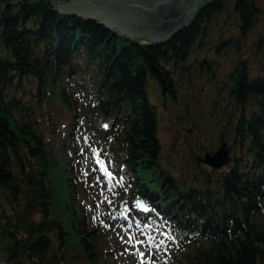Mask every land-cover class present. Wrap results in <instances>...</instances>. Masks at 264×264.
<instances>
[{"label": "trees", "instance_id": "obj_1", "mask_svg": "<svg viewBox=\"0 0 264 264\" xmlns=\"http://www.w3.org/2000/svg\"><path fill=\"white\" fill-rule=\"evenodd\" d=\"M231 56L213 103H225L219 134L233 142L231 162L216 170L196 159L200 174L178 177L162 161L150 80L170 108L198 78L218 79L217 57ZM256 63L264 64V0H213L159 42L62 12L54 0H0V264H129L109 247L116 236L78 175L76 141L85 137L118 162L127 220L182 240L172 264H264V72ZM108 110L109 128L96 127L93 115ZM190 126L200 130L196 120ZM139 199L146 209L135 208Z\"/></svg>", "mask_w": 264, "mask_h": 264}, {"label": "rangeland", "instance_id": "obj_2", "mask_svg": "<svg viewBox=\"0 0 264 264\" xmlns=\"http://www.w3.org/2000/svg\"><path fill=\"white\" fill-rule=\"evenodd\" d=\"M71 1L54 0L59 10L78 11L82 8L81 4H72ZM229 26L233 32H240V25L230 22ZM258 28L254 30L255 33L258 32ZM117 30L130 36L125 31ZM246 36L249 37L247 34ZM140 40L147 38L141 36ZM210 54L213 55L212 52ZM217 58L221 63L218 79L209 82L205 78H198L192 87H185L178 100L174 102H179L177 105L169 104L170 108L162 105L160 91L154 87L156 81L151 79L149 83L150 94L158 105L161 116L159 135L163 145L162 161L164 166L178 177L191 179L199 175L201 169L196 164L197 156L204 154L205 146H210L213 151L219 143L218 107L221 102L217 107H214L213 103L219 98L218 88L229 70L233 56ZM253 68L255 71L264 72V64L256 63ZM80 96L79 92L77 98L81 102ZM224 104L222 103L220 108ZM192 120L198 122L199 131L190 126ZM92 122L103 130H107L110 125L106 113L94 114ZM42 125V130H47L46 123L42 122ZM57 128L65 130L61 124L57 125ZM87 139L88 137H85L76 141L80 147L75 158L76 166L78 175L88 178L95 190L96 214L103 228L106 233L113 232L116 236V240H110L109 247L117 251L118 258L128 260L129 264H172L174 257L183 250L182 240L169 237L155 226L127 220L126 212L130 204L126 198L120 197L123 176L119 164L113 154L103 153L100 146ZM228 141L233 144L230 139ZM52 149L53 153L58 152L57 143L53 144ZM135 208L142 210L137 206Z\"/></svg>", "mask_w": 264, "mask_h": 264}, {"label": "water", "instance_id": "obj_3", "mask_svg": "<svg viewBox=\"0 0 264 264\" xmlns=\"http://www.w3.org/2000/svg\"><path fill=\"white\" fill-rule=\"evenodd\" d=\"M213 0H72L81 4L78 11L61 10L95 18L110 28L127 32L131 38H147L149 42H159L169 38L182 26L189 24L199 11ZM116 29V30H117ZM244 36L246 30L241 26ZM110 110L106 112L109 115ZM233 144L221 133L218 146L198 155L197 160L213 169H221L230 164ZM137 207L147 208L142 200Z\"/></svg>", "mask_w": 264, "mask_h": 264}]
</instances>
